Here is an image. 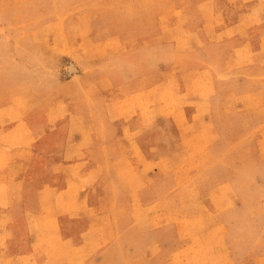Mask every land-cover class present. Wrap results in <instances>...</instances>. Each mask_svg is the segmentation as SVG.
<instances>
[{
  "label": "rangeland",
  "instance_id": "1",
  "mask_svg": "<svg viewBox=\"0 0 264 264\" xmlns=\"http://www.w3.org/2000/svg\"><path fill=\"white\" fill-rule=\"evenodd\" d=\"M139 109L167 136L195 121L169 263L264 264V0H0V264H98L83 175L106 126ZM198 184L224 185L216 213Z\"/></svg>",
  "mask_w": 264,
  "mask_h": 264
},
{
  "label": "crops",
  "instance_id": "2",
  "mask_svg": "<svg viewBox=\"0 0 264 264\" xmlns=\"http://www.w3.org/2000/svg\"><path fill=\"white\" fill-rule=\"evenodd\" d=\"M134 85L135 80L131 77L119 84L122 97L138 93ZM120 110L128 112L131 109L120 107ZM137 112L134 117L115 120L106 126L115 129L114 134L97 137L94 142L101 145L98 159L83 175L87 181L96 177L98 195L93 201H87L90 208L85 215L88 224L80 236L83 240L90 239L97 226L95 232L98 233L93 238L99 243L98 264H104L107 255L117 256L118 264H170V240L179 243L178 224L183 222L185 214L180 198L182 192L193 186L179 184L178 177L189 162L201 157V153L184 149V139L190 134L183 128L193 127L195 121L187 120L180 127L176 120L170 119L173 132L167 136L161 121L152 123L142 114L143 109ZM222 188L224 185H197L201 203L211 213L217 212ZM194 218L210 220L212 226L209 229L219 226L218 216L206 212ZM221 223L227 229L225 239L233 240L236 234L233 223L226 215L221 216ZM209 232L207 230L203 235ZM75 238L71 240L75 241ZM106 239L110 242L105 243ZM178 245L180 251L182 245ZM82 246L87 248L86 243ZM235 261L243 264V260Z\"/></svg>",
  "mask_w": 264,
  "mask_h": 264
},
{
  "label": "bare ground",
  "instance_id": "3",
  "mask_svg": "<svg viewBox=\"0 0 264 264\" xmlns=\"http://www.w3.org/2000/svg\"><path fill=\"white\" fill-rule=\"evenodd\" d=\"M73 71H74V69H73ZM59 205V204H58Z\"/></svg>",
  "mask_w": 264,
  "mask_h": 264
}]
</instances>
